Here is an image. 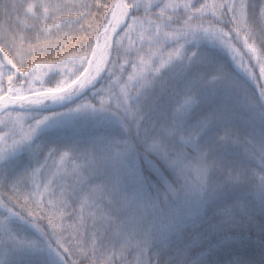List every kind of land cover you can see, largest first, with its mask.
Segmentation results:
<instances>
[{
	"label": "snow or ice",
	"instance_id": "obj_1",
	"mask_svg": "<svg viewBox=\"0 0 264 264\" xmlns=\"http://www.w3.org/2000/svg\"><path fill=\"white\" fill-rule=\"evenodd\" d=\"M0 12V264H264V0Z\"/></svg>",
	"mask_w": 264,
	"mask_h": 264
},
{
	"label": "trees",
	"instance_id": "obj_2",
	"mask_svg": "<svg viewBox=\"0 0 264 264\" xmlns=\"http://www.w3.org/2000/svg\"><path fill=\"white\" fill-rule=\"evenodd\" d=\"M67 14V13H66ZM4 19V16H3V13L2 12H0V20H3ZM91 18L89 17V20H90ZM81 23H85V27H86V22L85 21H82ZM78 29H79V25H76L75 26V28L73 29V30H69V29H67V28H65L63 31L64 32H75V34L76 35H82L83 33H80L79 31H78ZM61 35H63V33H61ZM53 40L55 41V37H53ZM71 47V45L70 44H65V49H67V48H70ZM57 59H59V56H57L56 57ZM236 72L238 73V74H241L242 75V73L239 71V69H236ZM258 74V73H257ZM261 83H264V81H262ZM258 258V257H257Z\"/></svg>",
	"mask_w": 264,
	"mask_h": 264
},
{
	"label": "rangeland",
	"instance_id": "obj_3",
	"mask_svg": "<svg viewBox=\"0 0 264 264\" xmlns=\"http://www.w3.org/2000/svg\"><path fill=\"white\" fill-rule=\"evenodd\" d=\"M240 72H241V70H239ZM242 73V72H241ZM0 127H2V126H0Z\"/></svg>",
	"mask_w": 264,
	"mask_h": 264
}]
</instances>
